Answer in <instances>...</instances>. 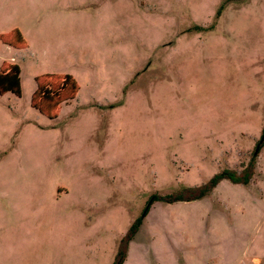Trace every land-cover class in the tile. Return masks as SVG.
<instances>
[{"label": "rangeland", "instance_id": "374dc122", "mask_svg": "<svg viewBox=\"0 0 264 264\" xmlns=\"http://www.w3.org/2000/svg\"><path fill=\"white\" fill-rule=\"evenodd\" d=\"M15 1L24 32L55 33L3 100L0 264H115L152 197L247 167L264 0ZM205 263L264 264V144L248 185L152 202L122 264Z\"/></svg>", "mask_w": 264, "mask_h": 264}, {"label": "crops", "instance_id": "0c3cea01", "mask_svg": "<svg viewBox=\"0 0 264 264\" xmlns=\"http://www.w3.org/2000/svg\"><path fill=\"white\" fill-rule=\"evenodd\" d=\"M9 1L0 0V113L4 109L5 95L12 94L14 97L23 96V84L22 69L15 63H26L28 60L25 58V54L33 56V51L37 50V46L42 47L51 46L54 43V38L50 35L55 33L50 31L48 36L33 34L30 30L24 32L17 23H21L15 19L9 18L7 15L9 12ZM14 4L18 2L14 0ZM38 7H41V3H37ZM66 20L67 15H61ZM24 20V18H22ZM42 19L37 21L41 22ZM55 20H49V25H54ZM12 23V25H10ZM74 84L77 86L76 82ZM78 87V86H77ZM46 113V107H43ZM206 264V263H205Z\"/></svg>", "mask_w": 264, "mask_h": 264}, {"label": "trees", "instance_id": "16d2710c", "mask_svg": "<svg viewBox=\"0 0 264 264\" xmlns=\"http://www.w3.org/2000/svg\"><path fill=\"white\" fill-rule=\"evenodd\" d=\"M263 144H264V131L260 142H258L257 144V150L254 151L253 156L249 161L247 167H245L240 174H238L234 170L225 169L220 173L216 174L213 178H211L207 183H205L202 186L185 187L182 188L178 193H172L166 196L152 197L151 201L148 203L144 211V214L139 219L134 221V223L131 225L130 229L128 230L126 236L122 240L121 249L117 254V260L115 264H122L124 262L127 246L138 233L142 225L143 218L147 214L152 202L163 201L164 203L171 204L175 202H189V201L199 200L210 195V193L217 187V185H219L224 180H228L233 184L248 185L253 176L254 167L256 164V157Z\"/></svg>", "mask_w": 264, "mask_h": 264}]
</instances>
